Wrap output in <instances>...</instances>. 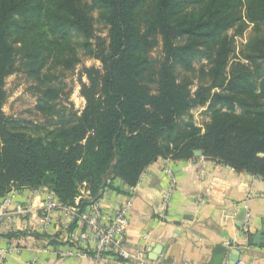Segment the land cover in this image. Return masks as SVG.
Masks as SVG:
<instances>
[{"label": "trees", "instance_id": "16d2710c", "mask_svg": "<svg viewBox=\"0 0 264 264\" xmlns=\"http://www.w3.org/2000/svg\"><path fill=\"white\" fill-rule=\"evenodd\" d=\"M90 2L0 0V197L12 190L48 188L62 205L73 206L80 198L85 211L107 189L117 188L116 181L136 186L159 158L194 159L197 150L264 180L263 68L256 62L253 72L238 64L225 75L233 51L227 33L242 21L243 0ZM248 2L249 21L264 25V0ZM92 10H100L109 25L107 39L95 35ZM74 32L102 65L84 69L81 115L75 113L72 121L46 135L19 132L17 121L3 111L15 55L35 64L36 74L45 52L67 46ZM161 41L164 60L153 94L144 80L152 75L149 55ZM206 49L215 52L213 84L193 93L187 82H178L175 70H193V60ZM257 56L264 60V41ZM64 63L70 67L75 61ZM254 76L261 77L259 88ZM217 87L222 91L213 92ZM45 94L58 96L52 89ZM206 104L213 114L204 131L191 123L182 128L179 118ZM236 105L246 114L238 115ZM38 108L55 112L49 101Z\"/></svg>", "mask_w": 264, "mask_h": 264}, {"label": "crops", "instance_id": "0c3cea01", "mask_svg": "<svg viewBox=\"0 0 264 264\" xmlns=\"http://www.w3.org/2000/svg\"><path fill=\"white\" fill-rule=\"evenodd\" d=\"M167 169L176 177L177 187L161 216L170 179ZM115 187L105 191L101 210L111 215L132 198L126 246L131 251L145 249L149 264H236L237 259L264 264V244L255 241L264 227L262 178L202 155L189 160L159 158L145 170L134 191L121 181ZM42 199L26 189L16 202H27L38 211ZM247 210L252 213L249 232L242 228ZM31 223L35 219L30 215L1 229L0 248L8 251L2 264H95L90 258L58 254L70 247L86 248L71 240L82 230L77 222L66 231L58 215L48 234L35 233ZM102 264L131 263L111 258Z\"/></svg>", "mask_w": 264, "mask_h": 264}, {"label": "rangeland", "instance_id": "374dc122", "mask_svg": "<svg viewBox=\"0 0 264 264\" xmlns=\"http://www.w3.org/2000/svg\"><path fill=\"white\" fill-rule=\"evenodd\" d=\"M150 1V0H149ZM243 0L242 21L230 29L227 33L232 43V54L226 76L230 75L231 67L243 64L255 72L257 63H260L261 77L264 76V60L258 58V51L264 41V25L252 23L248 19V2ZM90 4V0H84ZM92 22L95 28V35L108 38L109 25L106 23L100 10L90 11ZM84 37L74 32L71 41L67 46H55L45 52L44 62L40 70L35 74L32 70L35 64H29L21 53L15 55L16 70L6 78L5 90L7 98L3 106L5 115L17 121L18 131L27 135H46L61 128L64 124L74 119V114L81 115L86 105L85 99L81 96L82 82H87L84 69L90 67L102 68L101 62L90 56L83 47ZM184 42V39L180 40ZM19 48V45L17 46ZM205 51V50H204ZM213 49H206L193 60V70H185L181 66L176 67L178 82H187L194 93L199 87H210L213 84L211 69L214 66L215 52ZM152 63L151 71L144 80L153 94H157L158 79L156 72L159 70V63L164 60L163 43L160 42L149 55ZM255 59V62L253 60ZM75 61V64L68 67L64 61ZM261 77L254 76L256 86L259 88ZM48 89L55 90L58 96L54 99L46 97ZM222 91L217 87L213 92ZM241 97V96H240ZM41 101H49L55 105V112L45 113L39 110ZM209 104L194 106L191 111L179 118L184 128L188 124L204 129L212 122V114ZM221 107V106H220ZM227 111L226 108H223ZM235 112L238 115H245L246 111L236 105Z\"/></svg>", "mask_w": 264, "mask_h": 264}, {"label": "built area", "instance_id": "2783aa9c", "mask_svg": "<svg viewBox=\"0 0 264 264\" xmlns=\"http://www.w3.org/2000/svg\"><path fill=\"white\" fill-rule=\"evenodd\" d=\"M224 165V164H223ZM228 168L232 167L225 165ZM169 174V186L162 197L160 209L161 216L167 210L177 187V179L172 172L167 169ZM144 176L141 175L140 180ZM139 180V181H140ZM132 191L136 186L130 187ZM35 195L43 197L38 211L34 210L32 205L27 202L17 203L16 199L20 195V191L12 190L3 197H0V231L4 226L12 225L18 219H26L31 215L35 219V223H31L32 231L37 234H48L51 227L55 223L58 215L63 217V229L69 228L77 222L82 226V230L71 235V240L81 245L84 250L78 247H70L66 250L58 252L63 257H83L90 258L95 264H102L103 261L118 258L131 264H149L145 249L131 251L126 246V235L129 226V211L132 204L130 197L126 202L117 207L111 215H105L101 210V201L104 195L96 202L89 205L85 211L79 206L80 198L76 200L75 205H62L55 193L48 188L29 189ZM251 196V195H249ZM248 207V206H246ZM252 221V213L247 210L243 230L250 231V222ZM26 228V225H22ZM230 244V242H226ZM90 247V249H89ZM7 250L0 248V264L7 254ZM151 264H160L159 262H151ZM236 264H249L239 259Z\"/></svg>", "mask_w": 264, "mask_h": 264}, {"label": "water", "instance_id": "95a60500", "mask_svg": "<svg viewBox=\"0 0 264 264\" xmlns=\"http://www.w3.org/2000/svg\"><path fill=\"white\" fill-rule=\"evenodd\" d=\"M195 156H202L203 153L201 150H197L194 152ZM256 242H261V244H264V227L261 231L258 232L257 236L255 237ZM238 261V259H237Z\"/></svg>", "mask_w": 264, "mask_h": 264}]
</instances>
